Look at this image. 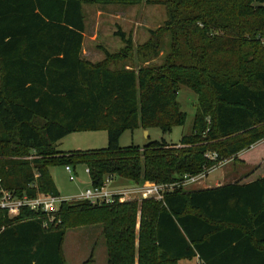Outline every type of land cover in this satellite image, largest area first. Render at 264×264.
I'll list each match as a JSON object with an SVG mask.
<instances>
[{
  "label": "trees",
  "instance_id": "obj_1",
  "mask_svg": "<svg viewBox=\"0 0 264 264\" xmlns=\"http://www.w3.org/2000/svg\"><path fill=\"white\" fill-rule=\"evenodd\" d=\"M141 1L166 12L136 49L144 62L157 58L166 34L160 64L119 66L132 50L121 29L119 52L104 48L95 62L82 56L84 4ZM180 86L197 95L190 134L173 146L120 147L127 130L169 133L185 123ZM99 130L104 148L57 149L70 133ZM207 153L243 155L256 167L264 160V0H0V191L58 195L49 172L56 164L85 165L93 186L108 175L166 183L210 168ZM56 214L61 225L47 230L35 212L10 218L0 210V264H66L65 230L92 224L102 225L107 264H264V176L175 189L163 203L63 202Z\"/></svg>",
  "mask_w": 264,
  "mask_h": 264
},
{
  "label": "rangeland",
  "instance_id": "obj_2",
  "mask_svg": "<svg viewBox=\"0 0 264 264\" xmlns=\"http://www.w3.org/2000/svg\"><path fill=\"white\" fill-rule=\"evenodd\" d=\"M84 18V37L82 46L84 48L87 60L92 62L99 61L104 58L103 49L110 53L119 52L124 44L119 36L115 34L121 29L130 35L132 39V50L127 57L120 60L118 65L136 70L141 65H154L162 62L163 56L168 51L169 37L163 34L161 40V49L157 58L144 62L136 55L137 46L145 43L150 37L151 32H157L163 27L166 19V12L162 5L147 4L144 1L135 5L122 4H84L82 7ZM177 102L180 110L185 112L186 120L181 126H174L169 133H162L156 127L143 129L141 127L130 131H125L119 139L120 147H128L136 145L142 147L145 142L164 139L168 146L178 144L181 137L191 132L193 119L196 112L197 95L180 86L177 94ZM107 145L106 131H82L70 133L59 140L57 149L63 152L68 151H86L104 148ZM179 146V145H178ZM243 156V155H242ZM242 156H238L242 160ZM27 158V157H26ZM29 159V158H28ZM234 157H225L215 162L214 168L202 180L204 182H212L214 179L221 180L223 174L225 181L238 182L247 178L251 174V170H255L254 164L242 163ZM212 165V166H213ZM72 168V167H71ZM51 177L55 183L58 195L63 198L77 196L80 192L91 186L89 173L86 172V166L77 164L72 168L73 180H70L68 173L63 164L52 165L49 168ZM264 176V168L258 170L253 178L257 179ZM133 183L127 179L112 176L106 188L115 190L117 188H128ZM199 184H188L182 187L183 190H193ZM80 200H77V202ZM128 202V201H126ZM140 203L139 201H136ZM138 216L136 227L138 228ZM46 229H57L61 225V219L57 214L44 218ZM100 230V231H99ZM104 249V251L102 250ZM92 253L95 255L92 256ZM103 253L105 264H107V249L103 228L101 224H92L87 226H77L67 228L62 243V255L66 264H89L92 257L96 260V264H103ZM82 263V264H83ZM177 264H193V261L184 260Z\"/></svg>",
  "mask_w": 264,
  "mask_h": 264
},
{
  "label": "built area",
  "instance_id": "obj_3",
  "mask_svg": "<svg viewBox=\"0 0 264 264\" xmlns=\"http://www.w3.org/2000/svg\"><path fill=\"white\" fill-rule=\"evenodd\" d=\"M205 156L217 162V154L207 153ZM32 156L27 157V159ZM215 165V164H214ZM214 165L204 171L195 174H184L178 179L166 182L157 183L153 181H144L141 184L134 185L128 188H119L115 190H109L106 188L108 182L111 181L112 176H106L101 186L91 185L79 195L69 198H63L59 195H44L36 194L30 197L26 194L17 195L14 191L1 189L0 191V210L4 211L8 217L12 218L18 216L23 210L32 211L43 219V226L46 227L44 218L52 216L57 213L59 206L63 202H72L77 200L88 201L90 204H108L113 201L126 202V201H142V200H154L157 202L164 201V197L167 193L182 188L188 184H195L201 179H204L207 174L214 168ZM213 167V168H212ZM65 170L70 173V180H73L72 168L70 165L64 166ZM86 172L89 173V169L86 168ZM37 176V175H35ZM195 264H202L197 258Z\"/></svg>",
  "mask_w": 264,
  "mask_h": 264
},
{
  "label": "crops",
  "instance_id": "obj_4",
  "mask_svg": "<svg viewBox=\"0 0 264 264\" xmlns=\"http://www.w3.org/2000/svg\"><path fill=\"white\" fill-rule=\"evenodd\" d=\"M82 51H83V56H85L84 54H85V52H84V48H83V46H82ZM122 136V135H121ZM146 143V142H145ZM144 143V144H145ZM143 144V145H144ZM62 151V150H61ZM242 154V153H241ZM247 164V163H246ZM262 168H264V160L255 168V170L253 171V170H251L250 172H251V174L249 175V176H247V178H244V179H242V180H240V181H238V182H234V181H225L224 179H225V175L223 174V178L221 179V180H219V179H214L212 182H204V181H202L203 179H201L199 182H197V184H199V186L198 187H195L193 190H203V189H210V188H215V187H219V186H223V185H226V184H233V183H240V184H242V183H248V182H251V181H253V180H255V178H253V175L258 171V170H260V169H262ZM210 173V172H209ZM208 173V174H209ZM196 184V183H195ZM117 189H119V188H117ZM113 190V189H112ZM74 197V196H73ZM100 231V230H99ZM103 251H104V249H102ZM92 256H94L95 257V255L92 253ZM94 257H92L93 259H92V261L89 263V264H96V260L94 259ZM104 258H105V256H104V253H103V264H105V260H104ZM197 258L198 257H194V258H192L191 260H189V261H193V264H195V262H196V260H197ZM184 260H188V259H182V260H179L178 262H180V261H184ZM200 260V259H199ZM84 261H86V260H83L82 261V263L84 262ZM177 262V263H178ZM202 262V261H201ZM81 263V264H82Z\"/></svg>",
  "mask_w": 264,
  "mask_h": 264
}]
</instances>
